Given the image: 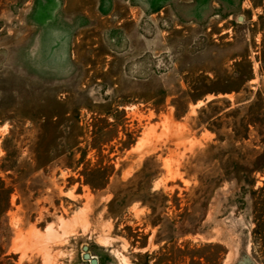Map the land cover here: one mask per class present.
<instances>
[{
  "label": "rangeland",
  "instance_id": "rangeland-1",
  "mask_svg": "<svg viewBox=\"0 0 264 264\" xmlns=\"http://www.w3.org/2000/svg\"><path fill=\"white\" fill-rule=\"evenodd\" d=\"M252 100L264 0H0V264H264Z\"/></svg>",
  "mask_w": 264,
  "mask_h": 264
},
{
  "label": "trees",
  "instance_id": "trees-1",
  "mask_svg": "<svg viewBox=\"0 0 264 264\" xmlns=\"http://www.w3.org/2000/svg\"><path fill=\"white\" fill-rule=\"evenodd\" d=\"M191 100H194V97L191 98ZM214 100H210L208 101V104H211ZM258 103L256 102V100H252L249 102V104L247 105L246 108V114L244 115L243 120H244V124H255L258 127H261L262 130L257 131L258 135H259V143L264 146V110H261V108H257L255 107V105H257ZM241 118V119H242ZM242 120V121H243ZM232 134L233 136H237L239 138H243V133H241L239 131V129L237 127H232ZM246 134V133H245ZM261 168L260 165L258 164H254V162H252L251 165V170H255V169H259Z\"/></svg>",
  "mask_w": 264,
  "mask_h": 264
},
{
  "label": "water",
  "instance_id": "water-1",
  "mask_svg": "<svg viewBox=\"0 0 264 264\" xmlns=\"http://www.w3.org/2000/svg\"><path fill=\"white\" fill-rule=\"evenodd\" d=\"M238 18H241V15H238ZM84 249H85V247H83ZM88 252H83L82 254H81V256L83 257V258H88L89 259V262H90V264H96V260H95V258L94 257H88Z\"/></svg>",
  "mask_w": 264,
  "mask_h": 264
},
{
  "label": "flooded vegetation",
  "instance_id": "flooded-vegetation-1",
  "mask_svg": "<svg viewBox=\"0 0 264 264\" xmlns=\"http://www.w3.org/2000/svg\"><path fill=\"white\" fill-rule=\"evenodd\" d=\"M88 257H94L95 258V260H96V264H98V259L94 256V255H91V254H89L88 255ZM81 258L82 259H84V261H85V264H90V262H89V259L88 258H83L82 256H81Z\"/></svg>",
  "mask_w": 264,
  "mask_h": 264
},
{
  "label": "bare ground",
  "instance_id": "bare-ground-1",
  "mask_svg": "<svg viewBox=\"0 0 264 264\" xmlns=\"http://www.w3.org/2000/svg\"><path fill=\"white\" fill-rule=\"evenodd\" d=\"M126 261V260H125Z\"/></svg>",
  "mask_w": 264,
  "mask_h": 264
}]
</instances>
